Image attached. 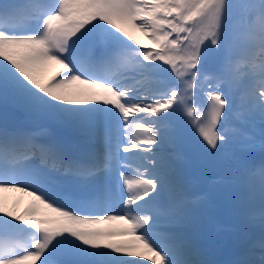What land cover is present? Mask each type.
<instances>
[{"label":"snow or ice","instance_id":"obj_1","mask_svg":"<svg viewBox=\"0 0 264 264\" xmlns=\"http://www.w3.org/2000/svg\"><path fill=\"white\" fill-rule=\"evenodd\" d=\"M0 106V192L57 214L0 207V264H221L189 137L226 153L259 231L228 264H264V0H0ZM111 221L130 227H88ZM129 234L151 255L108 242Z\"/></svg>","mask_w":264,"mask_h":264},{"label":"rangeland","instance_id":"obj_2","mask_svg":"<svg viewBox=\"0 0 264 264\" xmlns=\"http://www.w3.org/2000/svg\"><path fill=\"white\" fill-rule=\"evenodd\" d=\"M130 33V35L134 36L136 40H138L140 42V44H143V45H148L150 47H152V42L149 38H147L144 33L140 32V31H137V30H134V29H127ZM59 66L58 65H53L51 66L44 74V80H48L50 79L51 77L54 76L55 72H56V69L58 68ZM207 70L208 71H211L212 70V66L209 65L207 67ZM79 87H82L80 85H77ZM135 132V129H132L130 130V135L134 134ZM257 135H258V127H257ZM190 138V137H189ZM194 144L191 145L189 147V149L191 150H194ZM217 158H210L208 159L207 158V162H204V163H201L200 166L198 165H194V163L192 162H189L187 163L186 166H191L194 168V171L198 172V171H201L202 173H205V172H211V170H216L215 168H217L216 166V161H213L211 162V160H216ZM221 163L220 161H218L217 164ZM221 164H224V163H221ZM220 169V168H219ZM205 176L207 174H204ZM217 190H219V187H217ZM0 207H2L4 209V211H11L13 212L14 214L16 215H24L26 212L30 211L33 207H35L33 201L31 198H28L26 199L25 202H23L22 200H19L18 197H15V196H10V197H7V198H3V197H0ZM41 217L43 218H55L57 216L56 213H52L50 215H40ZM89 227H95V226H92L90 225ZM127 228V227H126ZM108 242H111L110 239L108 238ZM144 248V247H142ZM133 250V249H132ZM134 251V250H133ZM29 264H31V262H29ZM36 264H39V261L36 262Z\"/></svg>","mask_w":264,"mask_h":264},{"label":"bare ground","instance_id":"obj_3","mask_svg":"<svg viewBox=\"0 0 264 264\" xmlns=\"http://www.w3.org/2000/svg\"><path fill=\"white\" fill-rule=\"evenodd\" d=\"M72 87L75 88V87H79V86L73 85ZM191 174H194V172H191ZM197 176H200V175H196L195 177H197ZM198 186H200V183L196 185V187H198ZM10 196L18 197L19 200H22L23 202H25L26 199L31 198L35 207L39 209V213L42 216L55 213L51 209L47 208L45 205L40 204V202L37 201L34 196L29 195L27 192L18 191V190H8V191L0 192V197L7 198ZM92 226H95V228L106 229V230H120V229H124L126 227H129L130 225H128L122 221H111V222H107L104 224L92 225ZM224 230H225V228L223 227L222 231H224ZM257 234H259L258 229H254V230H247L246 229V230H244V233L242 235H240V242H241L240 245H248V243L251 240H254L253 238H256ZM225 236H226V233L220 231L216 237H219L220 238L219 242H222V240L225 238ZM128 238H129V235H125V236L124 235H116V236L109 237L110 240H113V243H119L121 241L127 242V240H129ZM139 245L141 246V244H139ZM256 246L257 245H255V247ZM133 250L141 253V256L129 257L130 259H143V258H146L147 256L151 255V253H148L142 247L134 248ZM144 264H150V262L147 261L146 259H144Z\"/></svg>","mask_w":264,"mask_h":264},{"label":"water","instance_id":"obj_4","mask_svg":"<svg viewBox=\"0 0 264 264\" xmlns=\"http://www.w3.org/2000/svg\"><path fill=\"white\" fill-rule=\"evenodd\" d=\"M2 106H0V119H1V114L3 113V108H1ZM2 110V111H1ZM9 111H11V109H9ZM2 112V113H1ZM21 116L20 114H17V117H16V120H20L21 119ZM197 154H201V155H205V152L203 151H198Z\"/></svg>","mask_w":264,"mask_h":264}]
</instances>
